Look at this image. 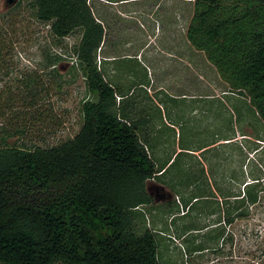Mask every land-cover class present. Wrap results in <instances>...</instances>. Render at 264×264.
Instances as JSON below:
<instances>
[{
  "label": "rangeland",
  "instance_id": "1",
  "mask_svg": "<svg viewBox=\"0 0 264 264\" xmlns=\"http://www.w3.org/2000/svg\"><path fill=\"white\" fill-rule=\"evenodd\" d=\"M109 1L117 3L100 0L97 4L98 14L103 16L109 29V45L102 53L99 52L98 64L103 62L108 81L127 95L123 108L130 109L136 119L150 120H147V127L156 134L151 137L163 147V161L181 147L167 174L158 180L175 179L182 196L188 195L190 200L197 197L191 213L186 217L176 216L174 221L170 214L179 211L181 206V198L175 193L173 202H159L154 212L145 210L139 213L136 232L142 234L147 227L154 230L152 220L157 225L160 221V226L167 232L192 230L183 242L174 235L175 242L156 235L161 264H264V120L257 115L247 97L242 99L243 107L233 105L231 94L224 97V100L228 99L224 103L221 99L207 100L208 89L224 88L228 91L229 86L204 52L194 48V68L192 66L181 74L184 77L178 79L180 87L175 85L177 68L159 63L154 58L150 61L146 58L147 64L133 57L145 44L142 42L144 37L149 36L152 41L147 52L167 58L165 38L170 26L169 18L174 16L169 11L173 6L182 9L185 2ZM223 1L229 7L235 2ZM30 2L0 0V144L11 134L7 137L11 145L29 148L56 146L74 138L84 123L82 104L89 95L75 52L81 35L77 31L58 39L52 34L49 24L36 19ZM89 3L94 8V1L89 0ZM110 51L115 58L112 62H105V55ZM182 69L186 70L185 64ZM151 82L152 94L148 96L141 88ZM160 85L163 91L156 88L154 91V87ZM169 90H179L186 96L172 94ZM244 133L246 137L240 135ZM236 134H239L237 140L226 143V146L220 145L223 138ZM162 139H167V142H161ZM203 147L208 150L201 151ZM184 148L195 151V155ZM203 151L211 157L210 170L225 169L222 179L226 181L232 176L237 184L241 182L242 197L248 184H251L250 188L256 185L253 192H257L258 197L255 204L245 205L247 215L235 223L230 224L225 213V227L201 233L195 230L202 229L212 213L221 216L223 211L219 202H207L203 198V194L210 193L207 190L208 179L204 177L202 184L194 182V171L200 173L199 177L202 175L199 166ZM230 186L235 187L234 183ZM205 187L206 190H199ZM229 201L232 204L233 197ZM225 230L220 246V237ZM165 241L172 244V254ZM200 248L209 250L194 254V250Z\"/></svg>",
  "mask_w": 264,
  "mask_h": 264
},
{
  "label": "trees",
  "instance_id": "2",
  "mask_svg": "<svg viewBox=\"0 0 264 264\" xmlns=\"http://www.w3.org/2000/svg\"><path fill=\"white\" fill-rule=\"evenodd\" d=\"M192 1L188 38L264 120V0H235L230 7L223 0ZM30 3L58 39L80 32L75 52L89 98L74 138L29 148L8 144L10 134L0 144V263L161 264L157 233L136 232L140 208L154 202L148 181L161 169L140 136L147 124L123 108L127 95L98 64L105 27L89 0ZM249 186L240 216L257 202L256 185Z\"/></svg>",
  "mask_w": 264,
  "mask_h": 264
},
{
  "label": "crops",
  "instance_id": "3",
  "mask_svg": "<svg viewBox=\"0 0 264 264\" xmlns=\"http://www.w3.org/2000/svg\"><path fill=\"white\" fill-rule=\"evenodd\" d=\"M94 1V8L92 6V10L94 13V16L96 17V19L98 20V22L102 23L103 26L105 27V31H106V38L105 41L101 47V50L99 52H103L104 47H108V39H109V29L106 26V22L104 20V18H102L103 16H100L98 14V1L100 0H93ZM124 1V0H122ZM182 2H185L184 7H182V9H178L176 6H173L172 10L169 11V13H173V17H170V26L168 29V32L166 33V38H165V42H167L166 46V57L167 58H162L159 56H154V55H150V53L152 52H147V48L149 47L150 43H151V39L149 38H145L142 40V42H144L145 44L141 46V49L138 51V53L133 56L136 57L139 61L142 60L144 62H146V58L150 61L151 59H155L156 61H158L159 63H163L165 65L169 64L172 67H175L178 69L177 72V80L175 81V85L177 87L180 84V78H183L184 76L181 75L182 73L186 72L188 70V68H194V46L191 42V40L188 38V29L192 23L193 17H194V6H193V1L192 0H180ZM105 2L108 3H117V2H111L109 0H105ZM189 4V5H188ZM176 7V9H175ZM124 14V12H122ZM141 42V43H142ZM130 43H128L127 45H129ZM113 45V41L112 44ZM110 45V46H111ZM110 49V48H109ZM112 51L108 52L105 55V62H112V60L115 58L114 55L110 54ZM153 54H155L154 52H152ZM100 54V53H99ZM145 55H148L147 57ZM156 55V54H155ZM129 56V55H128ZM102 62V61H101ZM104 62V63H105ZM141 62V61H140ZM148 64V62H146ZM190 63V64H187ZM185 64L186 70L182 69V66ZM191 65V66H190ZM101 66L103 67V62L101 64ZM107 78L109 77L108 74H106ZM166 78V77H163ZM156 83V82H155ZM181 83H183V81H181ZM156 90H160L163 91L161 88H163L161 85L154 87V91ZM142 90H144V92L146 93V95H151L152 94V82L148 85V86H144L141 88ZM149 89L151 91H149ZM170 92H172V94H179L182 95V97L186 96V93L180 92L179 90H169ZM132 92H130L129 94H131ZM144 94V93H143ZM154 94V92H153ZM206 98L207 100H215V99H221L222 102L224 103L226 100H224V97L226 96H231V100L233 101V105L235 107H243L242 104V99L245 100L246 98L244 96H242L241 94H239V92L235 91L233 92L230 88L229 90H225L224 88H222V90H216L214 88H210L208 89L207 93H206ZM231 94V95H230ZM145 96V98H147V96ZM150 104H152V102L149 101ZM144 108V107H143ZM145 109V108H144ZM145 114V113H144ZM140 116V115H139ZM144 121L145 124H147V120L150 121L149 119L145 120L142 118H139V121ZM143 129V128H142ZM153 131H149L148 127L145 126V128L142 130V132L140 133V136H144L146 137L149 142H150V147L149 150L151 152V155L153 156L155 162L157 163V167L161 169V172L157 174V176H155L154 179L148 181V192L150 193V195L153 197L154 202L152 205L149 206H143L140 208L141 213L145 212V210H151L152 212H154L155 207L158 206L159 202L161 203H170L174 201V193L176 195V197L181 198V200H179V203L181 206H179V211H185V214H180L178 213L179 211L176 212H172L170 214V216H172V221L175 220L176 216H180V217H186L191 213V210L193 208V203L194 201L197 199V197L193 198V199H189L188 195L186 197L182 196V194L179 192L178 190V186H177V180L175 179H171V180H165V181H159L158 178L159 177H163L165 174H167L168 170H169V165L171 164V162L173 161V159L175 158V156L177 155V153L182 150L181 147L180 149H176L175 153L173 154V156L168 157L166 160L167 161H163V147L161 145H159L157 142V140H154L151 136L156 135L155 133H152ZM239 134H236L235 136L232 137H226L223 138L220 142L222 144H219L221 146H226V143L232 142L234 140H237V136ZM242 136H247L246 133L244 134H240ZM240 136V137H242ZM259 141V139L257 140ZM161 142H167V139H162ZM219 145V146H220ZM263 147V146H262ZM261 147V149H262ZM207 149L206 147H203L201 149L204 150ZM186 152H189V154H194L195 155V151L189 150V149H183ZM208 150V149H207ZM207 151H203L202 154H204L203 156V160L200 161V166L199 164H197L200 169L202 170V175L199 177L200 173H197L196 171H194V182H196L197 184L200 183L202 184L204 182V177H206L208 179V189L210 190V193L208 194H203V198L204 200H206L207 202L209 201H214V202H219L222 207H223V211L221 216H218L216 213H212L210 215V218L203 224V228L199 229V230H195L198 232H204L208 229L209 230H214L217 229L221 226H226L225 222H224V215L225 213H227V220L228 222L231 223H235L238 219L241 218L240 213H241V199H242V192H241V182L239 184H237L235 182L234 179H232V176H229L226 181L224 179H222V175L224 173V170H210V162H211V157H209L208 155L206 156L205 153ZM193 156V155H192ZM198 158H201L198 156ZM226 156L225 154H223V162H225L226 160ZM222 179V180H221ZM235 185V187H231L230 184ZM183 184V182L181 183ZM204 187V186H203ZM233 189V190H231ZM199 190H206L205 188H200ZM222 192V194L220 193ZM232 193H236L235 195ZM233 197V203L231 204L229 200H231V198ZM227 200V202L225 203V201ZM229 201V202H228ZM176 203V202H175ZM177 204V203H176ZM178 205V204H177ZM226 205V207H225ZM234 207V208H233ZM169 221L170 217H169ZM153 228L154 231L159 234L162 239L166 238V239H171L173 242L174 239L173 237L175 236L176 238H178L179 242H183L185 237L188 235V233H190L192 230L190 231H185L183 230L181 232V230L179 232H176V230L173 231H169L167 232L166 230H164L162 228V226H160V221L158 222L159 225H157L155 222H153ZM207 224V225H206ZM174 235V236H173ZM226 235V230L224 233H222L221 237H220V246H221V241L225 238ZM166 244L170 245L169 251L170 254H172V244L168 243L167 241H165ZM200 243V241L198 242ZM167 248V247H166ZM176 249V248H175ZM203 251H200L199 249H195L194 250V254H203L205 251H208L209 248H203ZM175 251V250H174ZM177 252V250L175 251ZM175 260V259H173ZM177 263V262H176ZM175 263V264H176Z\"/></svg>",
  "mask_w": 264,
  "mask_h": 264
},
{
  "label": "built area",
  "instance_id": "4",
  "mask_svg": "<svg viewBox=\"0 0 264 264\" xmlns=\"http://www.w3.org/2000/svg\"><path fill=\"white\" fill-rule=\"evenodd\" d=\"M118 100L120 101V98H118ZM186 212H183V214H185Z\"/></svg>",
  "mask_w": 264,
  "mask_h": 264
}]
</instances>
